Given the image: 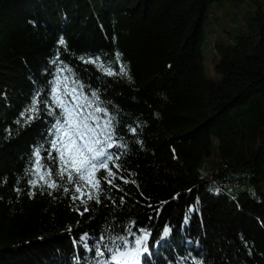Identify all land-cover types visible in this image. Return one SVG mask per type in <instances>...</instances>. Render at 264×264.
<instances>
[{
    "label": "trees",
    "instance_id": "obj_1",
    "mask_svg": "<svg viewBox=\"0 0 264 264\" xmlns=\"http://www.w3.org/2000/svg\"><path fill=\"white\" fill-rule=\"evenodd\" d=\"M224 1L0 0V264H95L80 238L134 247L129 227L151 234L140 264H264V0H228L216 81L204 25ZM57 77L95 92L126 146L112 170L130 182L101 180L99 203L73 201L56 176ZM37 148L61 188L29 183Z\"/></svg>",
    "mask_w": 264,
    "mask_h": 264
},
{
    "label": "snow or ice",
    "instance_id": "obj_2",
    "mask_svg": "<svg viewBox=\"0 0 264 264\" xmlns=\"http://www.w3.org/2000/svg\"><path fill=\"white\" fill-rule=\"evenodd\" d=\"M58 43L60 45L66 44L62 37ZM119 60L120 54L116 53V61ZM52 62L55 63L56 61ZM85 62L97 63L96 60ZM99 66L108 76L127 75L126 67L123 64H120L119 73L113 71L111 67L105 68L103 64ZM61 86L62 82L57 77L56 86L51 89L52 102L61 109L63 122L57 121L58 135L56 139L50 142L52 150L58 154L56 159H58L59 164L56 176L60 180L66 178L67 183L73 186V195L71 196L73 201L79 200L84 205H87L88 201L91 200L99 203L102 191L101 180L110 186H114L113 180L117 178L123 180L124 183L130 182L112 170L113 168L120 169V165L117 163L120 158L119 154L113 152L112 149H122L126 146L117 141L112 118L104 119L108 112L106 108L100 107L97 103L99 97L95 92H92L93 99L90 100L79 91L82 89V85L78 88H69L66 77L63 81V91H61ZM36 102L38 104L39 100L37 99ZM89 109L93 110L89 111ZM37 110L35 106L29 109L30 112ZM130 131L134 134L136 129L131 128ZM34 156V168L30 171L34 172L38 178L30 180L29 183L34 188L37 186H46L52 190L61 188V185L52 179V170L46 169L41 163L40 149L35 150ZM101 170L104 171L105 175L98 177L97 173ZM131 182L134 183V181ZM63 191L67 193L69 189L64 187ZM85 211H88L86 207ZM80 214L83 215V212ZM139 231L141 235L136 236L131 227L127 229L128 235L135 237L134 247H129L128 239L120 235L109 238L114 247H109L108 244L104 243L105 237L103 235L99 237V241L94 243L92 248L88 246L87 234L80 238V243L86 251H94L95 264H140L141 255L148 251L146 245L151 234L143 229H139ZM170 231L171 229L165 228L164 235L167 236ZM105 251L110 255L107 259H102L105 257Z\"/></svg>",
    "mask_w": 264,
    "mask_h": 264
},
{
    "label": "rangeland",
    "instance_id": "obj_3",
    "mask_svg": "<svg viewBox=\"0 0 264 264\" xmlns=\"http://www.w3.org/2000/svg\"><path fill=\"white\" fill-rule=\"evenodd\" d=\"M237 16L234 13L231 1H224L217 4H212L208 11V18L204 25L205 43L203 44V53L205 57V65L207 75L220 81L221 76L213 73V64L219 59L218 56L213 55L211 50L212 42H215L216 37L223 31L225 27H230L231 23L236 22ZM213 158V157H212ZM212 158L206 160L203 164L204 174L208 173L212 168Z\"/></svg>",
    "mask_w": 264,
    "mask_h": 264
}]
</instances>
